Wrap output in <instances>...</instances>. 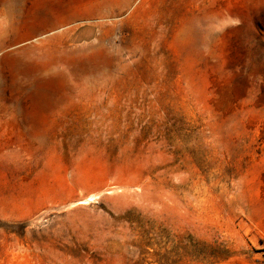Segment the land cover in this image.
<instances>
[{"label":"rangeland","instance_id":"obj_1","mask_svg":"<svg viewBox=\"0 0 264 264\" xmlns=\"http://www.w3.org/2000/svg\"><path fill=\"white\" fill-rule=\"evenodd\" d=\"M0 264H264V0H0Z\"/></svg>","mask_w":264,"mask_h":264},{"label":"bare ground","instance_id":"obj_2","mask_svg":"<svg viewBox=\"0 0 264 264\" xmlns=\"http://www.w3.org/2000/svg\"><path fill=\"white\" fill-rule=\"evenodd\" d=\"M118 1H120V0H118ZM167 1L168 0H163L164 3H166ZM223 14H224L223 12H219L217 15L224 17ZM234 16L237 17V18H241V14L240 13H235ZM202 21H203V19L201 18V16H199L197 14H192V16H191V18L189 20V22H190L189 28H190V30L192 32H194V34L197 35L198 32L201 31V23H202ZM254 21H256V22L260 21V17H258L257 19H254Z\"/></svg>","mask_w":264,"mask_h":264}]
</instances>
